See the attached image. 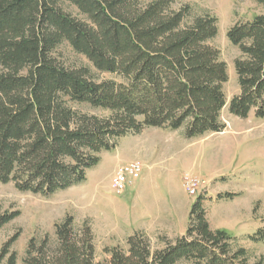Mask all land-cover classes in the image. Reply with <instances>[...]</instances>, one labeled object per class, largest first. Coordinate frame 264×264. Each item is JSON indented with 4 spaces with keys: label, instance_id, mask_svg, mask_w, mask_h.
<instances>
[{
    "label": "trees",
    "instance_id": "trees-1",
    "mask_svg": "<svg viewBox=\"0 0 264 264\" xmlns=\"http://www.w3.org/2000/svg\"><path fill=\"white\" fill-rule=\"evenodd\" d=\"M252 1L262 12L225 34L238 50V93L227 103V65L209 44L218 30L212 14L191 17L188 7L172 10V0H0V184L50 197L84 182L124 136L153 128L185 139L221 133L224 107L239 119L252 111L264 119V0ZM63 46L89 67L60 62ZM90 68L114 79L96 81ZM16 216L0 217V228ZM188 216L186 232L162 247L136 231L126 249L105 248L108 259L97 263L89 229L74 233L67 215L54 224V246L31 238L21 264H247L226 231L210 229L202 198ZM16 239L1 248L0 264H17Z\"/></svg>",
    "mask_w": 264,
    "mask_h": 264
},
{
    "label": "rangeland",
    "instance_id": "rangeland-1",
    "mask_svg": "<svg viewBox=\"0 0 264 264\" xmlns=\"http://www.w3.org/2000/svg\"><path fill=\"white\" fill-rule=\"evenodd\" d=\"M170 7L174 11L188 7L191 17L208 13L218 20L217 36L209 44L219 51L220 59L227 65L228 81L223 92L228 103L238 93L232 65L238 50L229 43L226 31L261 13V7L252 0H172ZM62 8L72 17L79 16L68 4H62ZM57 56L66 66L89 67L82 56L66 46L58 50ZM90 70L96 81L114 79L108 73ZM75 108L87 115L108 116L105 111L86 105ZM221 121L226 125L221 133L186 141L183 147L176 142L180 132H166L162 144L153 142L152 151L143 152L144 162H136L143 164L151 178L158 179L156 175L164 170L172 172L165 176L169 178V191L155 184L149 203H137L132 198L134 187L119 196L112 192V173L122 165L112 170L98 165L86 173V180L80 185L50 197L20 193L10 183L0 184V217L17 214L0 228V250L16 236L10 251L17 254V264H21L31 238L37 242L45 238L52 248L56 241L54 224L67 215L73 220L74 233L81 235L83 226L89 229L97 263L108 259L105 248L126 249L125 239L134 231L145 233L152 248L162 247V239L172 241L186 232L190 207L197 198H202L210 229L226 231L233 238L231 250L243 249L247 264H264V119H256L253 111L247 118L239 119L224 107ZM149 135L146 132L124 138L123 158L134 152L135 145L154 138L159 143V138ZM185 174L198 181L199 188L192 197L181 186ZM224 194L232 197H219Z\"/></svg>",
    "mask_w": 264,
    "mask_h": 264
},
{
    "label": "crops",
    "instance_id": "crops-1",
    "mask_svg": "<svg viewBox=\"0 0 264 264\" xmlns=\"http://www.w3.org/2000/svg\"><path fill=\"white\" fill-rule=\"evenodd\" d=\"M146 132H149L150 138L153 136H156L157 138H159L160 139V140H158L159 143L155 142L156 141L155 138L154 139L149 138L151 143L147 140V143H145V144L135 145L134 149H133L134 152H132V154H130L128 156H124V158H123L122 155H123L124 151L122 152L121 142L124 140V138H126L128 136H132V135L124 136V138H121L117 142V146L112 151H109V153H102L101 154V156H100L101 161L98 165L99 166L104 165L107 169L111 168V170H112V168L114 169L115 167L120 166V165L124 166L125 164L130 163V162H134V161L144 162V158H142V156L144 155L143 152L148 153V152L152 151V149H153L152 143L153 142H154V144H162L160 142H161V139H163V134H165L166 132H173V131H169V130L167 131V130L153 128V129H146V130L142 131L140 133V135L145 134ZM176 140H177L176 142H179L181 144V146L184 147V144L186 143V141L190 142V141H193L196 139H185V138H183V136L180 133V135L176 137ZM154 144H153V146H154ZM98 165H96V166H98ZM168 172L170 173L171 171H168ZM168 172L166 170L162 171V173H159L158 175H156L158 177V179L155 178V180H154L153 177L151 178L150 174L147 173L145 167H143L142 172H141L142 175H141L140 179L137 180L132 186L128 187L130 189L131 188L133 189V187H134V189L132 190V191H134L132 198L133 199L136 198V201H138L137 203H149L151 201L150 200V197H151L150 194L152 191H154L152 188L155 187V184L158 185L159 187L164 188L163 191L168 192L169 191V189H168V186H169L168 179L169 178L167 179L165 177ZM167 189H168V191H167ZM158 190H161V188ZM155 192H157V190ZM159 193H160V191H159ZM169 194L170 193H168V195ZM134 232H136V231H134Z\"/></svg>",
    "mask_w": 264,
    "mask_h": 264
},
{
    "label": "built area",
    "instance_id": "built-area-1",
    "mask_svg": "<svg viewBox=\"0 0 264 264\" xmlns=\"http://www.w3.org/2000/svg\"><path fill=\"white\" fill-rule=\"evenodd\" d=\"M142 164L139 162H130L117 168L111 177V189L112 192L119 196L125 192V190L132 186L142 175ZM182 187H184L186 193L189 196H194L199 188L198 181L190 174H185L182 178Z\"/></svg>",
    "mask_w": 264,
    "mask_h": 264
}]
</instances>
